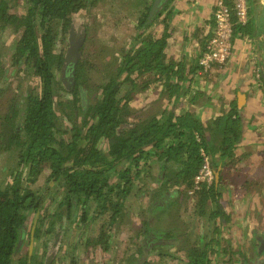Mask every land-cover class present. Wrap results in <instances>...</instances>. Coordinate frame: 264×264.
Listing matches in <instances>:
<instances>
[{
    "label": "trees",
    "instance_id": "16d2710c",
    "mask_svg": "<svg viewBox=\"0 0 264 264\" xmlns=\"http://www.w3.org/2000/svg\"><path fill=\"white\" fill-rule=\"evenodd\" d=\"M17 1L25 6L26 13L22 16L10 14V1L0 0V30L10 28L15 35L9 51L12 67L39 78L40 86L38 92L35 89L26 97L23 109L13 104L0 117V155L12 151L17 154L16 169L10 171L13 181L5 186L0 184V264H52L50 256L55 245H59L57 238L62 231L66 234L74 226L84 227L103 216L109 219L108 228L102 229L98 240L90 241L89 245L108 251L111 230L121 226L128 208L126 199L135 188L134 180L142 173L138 171L141 161L149 162L147 167L144 164L145 171L151 164L144 178L151 177V183L158 188L149 193L148 216L141 227L134 229L133 236L154 237L152 250L173 245L174 231L156 230L153 224L157 215L169 210L182 194L186 196V191H195L199 217L206 216L204 210L208 202L213 206L212 219L223 216L220 183L197 186L195 178L203 164L201 150L211 156L213 168L218 170L222 160L231 156L240 142L242 121L237 108L233 106L228 115L215 121L221 128H214L219 129L222 137L218 146L213 144L214 132L208 137L209 129L189 112L178 115L166 108L142 123H130L126 117L131 95L128 94L136 91L142 78L148 80L144 81L146 87L161 82L162 96L167 95L170 102L173 98L176 101L184 88L189 75L184 76L185 68L175 62H166L168 24L162 38L148 35L140 47L123 52L116 75L96 87L95 103L84 106L80 104L79 88L90 91L89 79L82 82L87 64H77L75 83L63 81V89L56 74L63 70L66 57L57 55L55 46L66 38L75 14L94 9L101 0ZM172 1L150 19L154 2L151 0L140 17L138 28L146 31L152 27L169 12ZM171 15L167 14L166 23ZM248 24L235 27L234 32L251 34L252 31L245 28ZM144 34L140 32L139 38ZM57 86L58 91L69 93L73 99L67 104L56 103ZM125 100L127 102L122 105ZM58 105L70 109V112L65 111V118L71 124L66 129L60 125L61 118L55 110ZM44 171L48 172V184L39 188L24 186V183H36ZM114 177L117 182H111ZM144 178L140 181L144 182ZM176 187L185 188L179 193ZM136 195L144 196L141 188ZM50 198L56 204L51 213L45 210ZM42 211L44 214H40ZM57 231L61 232L56 236ZM151 244L140 246L139 257L130 264H149L140 261ZM211 244L213 242L192 249L188 264H210Z\"/></svg>",
    "mask_w": 264,
    "mask_h": 264
},
{
    "label": "crops",
    "instance_id": "0c3cea01",
    "mask_svg": "<svg viewBox=\"0 0 264 264\" xmlns=\"http://www.w3.org/2000/svg\"><path fill=\"white\" fill-rule=\"evenodd\" d=\"M217 3L218 0H173L169 12L150 27V32L155 39H160L168 24L170 36L164 51L166 62L181 64L186 71L184 76L189 74L184 88L177 95L179 98L170 102L166 95L162 110L168 108L178 115L183 112L195 114L209 129L208 137L214 132L213 144L216 146L220 145L222 137L221 128L215 125V121L228 115L233 106L238 110L242 121L241 140L218 168L222 189L220 208L224 216L212 219L213 206H206V216L202 218L205 219V234L175 235L173 245L161 250L151 249L154 237L121 236L113 244L111 240L108 251L100 248L103 255H109V259L104 257L105 264L112 263V259L117 260L116 264H130L139 257V247L148 243L152 244L145 250L141 263L188 264L189 252L205 247L209 242H213L208 250L210 264H264V9L259 0L249 2L250 24L245 28L251 30V34L248 31L234 33L228 62L204 72L199 66V58L214 31ZM168 13L172 15L166 23ZM153 85L158 88L156 93L161 95L162 83ZM242 97L246 101L239 108V98ZM151 186L153 191L158 188L156 184ZM184 188L176 187L175 190L180 193L179 190ZM191 192L186 191V196L182 194L181 197L191 201L197 198L198 201L196 194ZM180 199L177 203L181 202ZM190 205L193 206L191 202ZM181 227L187 231L184 223ZM188 227L193 228V224ZM153 229L162 227L155 221ZM166 229L176 232V227ZM184 242H187L185 246Z\"/></svg>",
    "mask_w": 264,
    "mask_h": 264
},
{
    "label": "rangeland",
    "instance_id": "374dc122",
    "mask_svg": "<svg viewBox=\"0 0 264 264\" xmlns=\"http://www.w3.org/2000/svg\"><path fill=\"white\" fill-rule=\"evenodd\" d=\"M9 13L13 15L22 16L26 13L25 6L19 4L17 0H8ZM260 2V0H259ZM151 3V0H101L100 3L92 10L80 11L72 17L71 29L74 30L75 41L80 44V56L78 63H86L85 77L89 79L90 91H83V87H80V104L84 106L92 105L96 100V87L104 83L109 77L115 76L117 67L122 59L123 52L135 50L141 46L143 39L151 35V28L143 31L138 28L140 17L144 14L147 6ZM160 19V18H159ZM157 20L159 22L160 20ZM70 31L64 38V41H60L55 46V53L57 55L67 56L70 49ZM144 32V36L139 38V33ZM153 35V34H152ZM15 35L10 28L7 30H0V117H3L15 104L19 109H23L25 106L26 97L31 95L36 89L38 92L40 86V79L37 77L29 76L20 68L12 67L10 50L14 42ZM4 64V68L2 67ZM76 70V69H75ZM57 80L60 81L63 87V81L67 84H74L69 78L64 79L63 71H58ZM75 77V75L73 76ZM135 77V76H134ZM145 78L138 81V88L136 91L129 93L130 101L122 102L128 103L129 112L127 120L130 123H142L152 116L158 115L162 110L163 103L165 102V96L156 93L158 88L153 86L146 87L144 83ZM132 88V87H131ZM130 88V89H131ZM153 88H156L153 90ZM33 89V90H32ZM58 91V86H57ZM56 97V103L63 102L67 104L73 97L69 93L59 90ZM152 91V92H151ZM153 97H150L151 94ZM99 94V92H98ZM125 95V94H123ZM99 97V96H98ZM57 115L61 118V127L63 129L68 128L71 124L65 118V111L68 108L63 106H56ZM70 112V109L68 110ZM78 115V112L74 113ZM80 121V119H79ZM0 122V131H1ZM69 138V137H67ZM104 147V146H103ZM148 161H141L138 167V171H142L139 178L135 181V188L130 196L126 199L127 209L125 210V217L122 219L120 227H113L111 230L112 240L115 243L116 240H120L121 236L125 238L130 235H135L134 229L146 219L148 213L146 209L150 203L148 198L152 189L151 177L144 178L146 172L150 169V165L145 171ZM17 166V154L16 152L2 153L0 156V184L5 186L6 183H11L13 179L10 177V171L16 169ZM48 172L44 171L38 178L36 183L24 186L39 188L45 186L47 183ZM144 178L145 181L141 182L140 179ZM111 182H117V178L114 177ZM141 188L144 193L143 197L136 195ZM175 189V188H174ZM60 197V193L57 198ZM52 198L47 200L45 207L49 209V213L53 212L55 205L51 201ZM181 202L173 204L170 209L162 213L156 218V223L162 229L176 227L174 236L184 233L185 235L197 234L201 232L205 234V219L199 217V207L197 198L194 201L186 197H181ZM190 202L193 206L190 205ZM207 207H211V203H207ZM205 208V210L207 209ZM34 218V217H33ZM32 219V218H31ZM108 217L103 216L96 221H90L84 227H75L68 233L62 231L61 236L57 238L59 245H55L54 251L50 256L53 261L52 264H105L107 256L101 253V247H91L90 241L98 240L100 231L107 229L109 222ZM184 223L185 229L181 227ZM137 224V225H136ZM191 224L193 228L190 229ZM119 228V229H118ZM125 228V229H124ZM178 228V229H177ZM61 231H57L56 236ZM116 234V237H115ZM181 234V235H184ZM114 236V237H113ZM54 242V240H52ZM187 241V240H186ZM54 243H52L53 245ZM187 242H184L185 246ZM38 246V243L36 244ZM119 249L123 247L118 246ZM40 254L43 253L40 245L38 246ZM258 249V248H257ZM67 253L69 255H67ZM55 259V261H54ZM117 259V258H116ZM49 260V262H51ZM117 260L112 259V263L116 264Z\"/></svg>",
    "mask_w": 264,
    "mask_h": 264
},
{
    "label": "built area",
    "instance_id": "2783aa9c",
    "mask_svg": "<svg viewBox=\"0 0 264 264\" xmlns=\"http://www.w3.org/2000/svg\"><path fill=\"white\" fill-rule=\"evenodd\" d=\"M250 21L248 0H218L214 12V31L199 58V66L208 72L216 65H225L231 57L235 27L246 26ZM203 164L195 178L198 185L210 186L215 181L211 156L201 150Z\"/></svg>",
    "mask_w": 264,
    "mask_h": 264
},
{
    "label": "water",
    "instance_id": "95a60500",
    "mask_svg": "<svg viewBox=\"0 0 264 264\" xmlns=\"http://www.w3.org/2000/svg\"><path fill=\"white\" fill-rule=\"evenodd\" d=\"M169 0H154L151 10H150V19H152L153 17L156 16V14L161 10V8H163V6L165 4H167ZM260 3L264 9V0H260ZM75 35H74V30L71 29L70 31V49L69 52L66 56V64L68 66H70L71 70L70 73L68 75V78L70 79V81L74 82V78L73 77L75 75V69L77 67L78 64V59L80 56V44L78 45L77 41H75ZM246 101L245 97L239 98V108H242V105L244 104V102ZM220 170H215V176H216V183H219V176H220ZM39 215H37L36 218H38ZM37 220V219H36ZM34 230V229H33ZM34 233V231H33ZM264 243V242H262ZM264 247V246H263ZM262 247V248H263ZM31 247V251H32Z\"/></svg>",
    "mask_w": 264,
    "mask_h": 264
},
{
    "label": "flooded vegetation",
    "instance_id": "af4514ba",
    "mask_svg": "<svg viewBox=\"0 0 264 264\" xmlns=\"http://www.w3.org/2000/svg\"><path fill=\"white\" fill-rule=\"evenodd\" d=\"M70 70H71V68H70V66H68L66 63H65V66H64V68H63V76H64V79H66V78H68V75H69V73H70ZM1 156V155H0ZM213 165V164H212ZM214 169V168H213ZM215 171V170H214ZM214 183H216V176H215V181L210 185V186H212ZM217 184V183H216ZM219 184V183H218ZM209 186V187H210ZM200 189V188H199ZM198 189V190H199ZM222 189H221V187H220V193H221V198H222V191H221ZM191 191H193V192H191L192 194H195V191L194 190H191ZM221 200V199H220ZM45 210H47V208L45 207ZM40 214H44V211H42ZM40 214H38L39 216H40ZM224 214V213H223ZM224 216V215H223ZM217 218H220V216L219 217H217ZM223 218V217H222ZM75 227H77V226H75ZM79 227V226H78ZM91 247H101V246H93V245H90ZM102 249V248H101ZM43 254V253H42ZM67 255H69L68 253H67Z\"/></svg>",
    "mask_w": 264,
    "mask_h": 264
}]
</instances>
